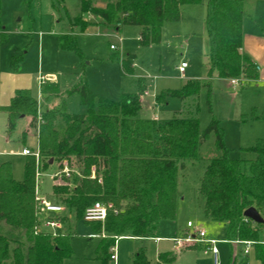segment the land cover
<instances>
[{
    "label": "trees",
    "instance_id": "16d2710c",
    "mask_svg": "<svg viewBox=\"0 0 264 264\" xmlns=\"http://www.w3.org/2000/svg\"><path fill=\"white\" fill-rule=\"evenodd\" d=\"M32 0H30L31 2ZM59 5L65 0H55ZM82 0L80 15L71 20L80 32H86L93 22L84 16L92 15L105 26L118 30L123 26L140 27L142 46L159 44L165 23L179 22L184 6H206V32L209 40L206 81L188 80L179 89L168 90L157 97V102L170 99L185 101L208 89L212 80L257 81L259 69L244 53L243 23L247 14L245 0ZM0 0V40L7 41L3 32ZM61 50L83 56L73 35L59 38ZM135 55L122 61L125 74L134 73ZM22 55L12 57V70L19 72ZM78 93L87 112L82 115L67 113L66 102L40 112L39 102L28 89L17 90L10 105L0 106V112L14 117L34 119L33 128L39 130L41 160L26 156L24 178H14L10 162L0 164V221L23 232L28 238L11 239L0 234V264H67L74 251L72 234L53 237L35 234L37 226V172H47L55 164H77L78 174L65 186H54L59 203L79 220L86 210L101 202L112 204L107 219L90 224L93 235L100 237L96 258L109 264L117 239L124 237L147 239L162 221H175L179 212V173L185 163L199 157L202 145L215 135L219 157L211 160L201 181L205 218L227 226V240L253 242L257 257L264 264V244L260 236L264 222L255 223L245 217L254 208L264 220V141L254 147L242 148L245 157L231 158L224 142L220 122L213 119L205 130L198 119L173 118L167 122L139 118L141 96L145 93L140 83L139 94H123L119 101L99 97L86 83L74 87L68 94ZM210 102V101H209ZM41 120V123H39ZM61 123L65 135L59 133ZM40 126V127H39ZM51 160H54L51 163ZM94 169V173H93ZM27 243H25V239ZM175 256L162 255L164 263H172ZM131 264H153L142 250Z\"/></svg>",
    "mask_w": 264,
    "mask_h": 264
},
{
    "label": "rangeland",
    "instance_id": "374dc122",
    "mask_svg": "<svg viewBox=\"0 0 264 264\" xmlns=\"http://www.w3.org/2000/svg\"><path fill=\"white\" fill-rule=\"evenodd\" d=\"M56 2L1 0L3 32L7 41L0 40V74L4 78L6 74H18L17 83L32 91L43 110L53 107L57 97H63L68 114L82 115L87 109L80 94H66L67 90L86 83L89 90L97 96L119 101L123 94H139L142 80L147 83L151 93L149 96L145 93L141 96L143 108L139 118L149 120L156 117L162 123L176 117L198 119L203 130L209 127L213 119H217L233 159L245 157L240 151L242 148L254 147L259 140L264 141V76H261L260 71L257 81L249 83L243 78H237L240 85L243 84L241 87H229L223 79L215 78L212 80L211 95L208 94V89H204L200 95L185 101L172 99L168 105H157V97L163 92L179 89L188 80L206 81L204 63L208 60L209 40L202 5L184 6L179 22L164 24L161 43L142 46L139 41L140 27H121L117 31L113 26L102 25L98 18L85 15L87 21L95 19L99 22H93L82 33L71 23L72 19L80 15L82 0H65L62 5ZM94 4L98 7L105 6L101 0H95ZM245 11L244 37L248 40L255 39L251 42L249 56L258 69H261L264 67V57H261L264 56V0H245ZM65 34L76 37L82 57L73 51L60 49L59 38ZM112 45L117 49H111ZM258 45L263 50L258 49ZM15 55L24 57L19 72L12 70L11 62ZM128 55L136 56L132 74H125L122 70V61ZM183 63L187 65L185 74L179 71V66ZM41 74L48 79L46 85L38 84ZM7 121L6 115L0 112V164L10 162L14 178L22 181L26 157L17 153L24 148L40 153L39 130L36 133L38 138L28 135L23 139L22 133L28 120L18 119L12 130L7 126ZM58 128L63 138L65 132L60 122ZM215 141V135H211L202 145L198 159L186 162L180 170L178 218L175 221H162L152 235L161 237L163 242L156 245L152 240L122 238L117 244V264H131L132 255L142 247L146 248L153 262L160 250L167 251L171 248L174 253L172 255L178 257L171 264H214L212 255L206 251L207 244L203 243L202 249L183 253L175 245L174 240L179 237L180 230L188 229L189 221L195 226H202L209 232L211 239L220 242L216 264H261L253 255L250 258L243 254L244 245L226 241L224 225L209 222L205 218L204 197L200 193V186L211 160L219 157ZM35 159L38 165L41 155L39 159ZM65 166L62 169L57 163L47 172H37L39 195L57 205L61 204H58L59 197L54 194L53 187L67 185L78 174L76 162L69 165L68 172L64 171ZM55 182L58 184L55 185ZM62 218L65 234H72L71 246L74 251L67 264H102L96 258L100 240L92 238L90 224L84 219L79 220L66 207ZM0 234L11 239L19 236L28 238L3 221H0ZM260 242L264 243V232L260 236ZM25 243L28 244L26 239ZM199 244L201 243L194 245ZM109 264L115 263L110 261Z\"/></svg>",
    "mask_w": 264,
    "mask_h": 264
},
{
    "label": "crops",
    "instance_id": "0c3cea01",
    "mask_svg": "<svg viewBox=\"0 0 264 264\" xmlns=\"http://www.w3.org/2000/svg\"><path fill=\"white\" fill-rule=\"evenodd\" d=\"M202 6H203V10H204V15H205V19H206V6H205V4H201ZM200 5V6H201ZM192 6H195V5H192ZM196 6H199V5H196ZM183 10V9H182ZM90 16H92V15H90ZM93 17V16H92ZM181 17H182V14H181ZM93 19V18H92ZM94 21H91V22H99V21H96L95 19H93ZM100 24V23H99ZM98 24V25H99ZM123 27H129V26H123ZM120 29L121 28H119L117 31H120ZM141 34V30H140V32H139V35ZM66 35V34H65ZM69 35H73V34H69ZM74 36V35H73ZM75 37V36H74ZM139 39H140V37H139ZM255 40V39H254ZM254 40H248V39H246L245 37H244V42H243V51H244V53L245 54H247L248 56L250 55V46H251V42L252 41H254ZM263 45V44H262ZM41 49V48H40ZM258 49H260V50H263L259 45H258ZM209 50H210V48H209V43H208V53H207V55L209 54ZM259 50V51H260ZM264 53V52H263ZM250 57V56H249ZM261 57H264V56H261ZM260 58V57H259ZM207 62H208V60H206L205 61V65L207 64ZM261 63V62H260ZM262 64V63H261ZM263 64H264V59H263ZM136 66V65H135ZM135 66H134V69H135ZM180 67V66H179ZM187 69V68H186ZM187 71V70H186ZM186 71L184 72V73H182V74H185L186 73ZM259 71H260V74H261V76L263 77L264 76V67H262L261 69H259ZM41 76H44L43 74H41L40 75V77ZM205 76V75H204ZM6 77H7V79H6ZM18 74H6V76H5V78H4V76L2 75V74H0V106L1 107H6V106H8V105H10V103H11V101H12V99L14 98V96H15V93H16V91L17 90H21V89H27L25 86H21V85H19L18 83H17V80H18ZM205 78V77H204ZM192 80H195V79H192ZM224 81H226L227 83H228V85H229V87H233V88H237V87H241V86H243V84L242 85H239V86H236V85H234V84H232V82H231V80H224ZM249 83L250 82H253V81H248ZM140 83H141V85H142V87H144V90H145V93L148 91L149 92V90H148V86H147V83L146 82H144V81H140ZM38 84H39V78H38ZM46 85V84H45ZM244 85H246V84H244ZM28 90H30V89H28ZM70 90H72V89H70ZM70 90H67L66 91V94H68V92L70 91ZM151 93V92H150ZM48 99H46V101H47ZM143 100V98H141V101ZM172 99H170L169 101H171ZM63 101V97H61V99H59L58 97H57V102L55 103V104H53L54 106L53 107H49V109H47L46 111H48V110H52L53 108H56L57 106H59L60 104H61V102ZM169 101L168 102H166V103H159V102H157V105L159 106V105H162V104H169ZM39 106H40V112L41 113H43V112H46L45 110H43V108H42V105H40V103H39ZM67 106V105H66ZM142 108H143V101H142ZM5 114V113H4ZM6 115V117H7V126H10V128H11V130H12V128L13 129H15V123L17 122V120L18 119H25L26 121L28 120V124H27V126H26V128H25V130L23 131V135H22V137H23V139H26L27 137H28V135H33V136H36L37 138H38V134H36L37 133V129L36 128H33V122H34V119L33 118H30V117H24V116H21V117H14V116H12V115H8V114H5ZM151 120H157V118L156 117H154V118H152ZM158 121H160V120H158ZM33 131V132H32ZM39 141V140H38ZM25 149H29V148H24L21 152H18L17 153V155H19V156H23V157H26L25 155H23L22 153H23V151L25 150ZM30 150V149H29ZM31 151H33V150H31ZM34 152V151H33ZM66 165V164H65ZM64 165V166H65ZM177 218H178V216H177ZM207 221H209V222H213V223H218V224H222V225H224L225 226V229H226V241L227 242H230V243H235V244H241V245H244L245 246V249H244V252H243V254H245L246 256H250V258H251V255H253L258 261H260L259 259H258V257H257V250H256V245H255V243L250 247V249H248V246L245 244V242H241V241H236V240H232V241H230V240H227V226L224 224V223H219V222H214V221H211V220H208V219H206ZM190 222V221H189ZM188 222V223H189ZM161 223V222H160ZM159 223V224H160ZM188 223H187V228L188 229H183V230H180L181 232L179 233L180 235H179V237L178 238H184V237H187L188 235H194L195 234V232H196V230L194 229V228H190L189 226H188ZM193 225H194V227H196V228H199V229H203V230H205L202 226H195V224L193 223ZM158 227V226H157ZM157 230V229H156ZM206 232H207V237H206V239L207 240H215V239H211L210 238V236H209V232L207 231V230H205ZM156 232V231H155ZM91 236H92V238L94 239V235L93 234H91ZM96 238H98V239H100V237H96ZM124 238H129V237H124ZM122 239V238H121ZM121 239H119V241L121 240ZM132 239H135V240H140V241H148V240H152L156 245H159L161 242H163V240H162V238L161 237H159V236H151L150 238H147V239H136V238H132ZM118 241V242H119ZM217 241V240H216ZM220 242L218 241V243H217V245H216V247H217V249H218V244H219ZM202 244L203 243H201V244H199V245H193V246H191V247H183V248H178V249H180V252L181 253H183V252H186V251H188V250H199V249H202L201 248V246H202ZM205 245L207 244V243H204ZM261 244H264V243H261ZM211 248H212V246L211 245H209V244H207V250L206 251H208L211 255H212V257H213V260H214V264H216L217 263V261H218V255H219V251H218V255L217 256H215L213 253H212V251H211ZM142 250H144L146 253H147V250H146V248H144V247H142V248H140L137 252H135L133 255H132V258H131V262H132V259L134 258V256L137 254V253H139L140 251H142ZM247 250H249V252L248 253H246V251ZM172 254H174L173 253V250L170 248V250H167V251H162V250H160V252L158 253V256H157V259H156V261L155 262H153L152 260H151V262L153 263V264H167V263H164V262H162V260H161V256L162 255H168V256H175L176 258H175V260H174V262L178 259V257L176 256V255H172ZM148 255V254H147ZM149 257V256H148ZM232 262V259L230 260V263ZM261 262V261H260ZM173 263V262H172ZM119 264H120V262H119ZM168 264H171V263H168ZM261 264H262V262H261Z\"/></svg>",
    "mask_w": 264,
    "mask_h": 264
},
{
    "label": "built area",
    "instance_id": "2783aa9c",
    "mask_svg": "<svg viewBox=\"0 0 264 264\" xmlns=\"http://www.w3.org/2000/svg\"><path fill=\"white\" fill-rule=\"evenodd\" d=\"M111 49L116 50V46L112 45ZM187 65L185 63L181 64L179 67L180 73H184L186 71ZM48 79L45 76L39 77V85L42 86L45 84V82ZM232 84L239 86L240 81L238 80H231ZM146 96L150 95V92L145 93ZM25 156H35L37 159L40 157L39 152H33L29 149H25L22 153ZM68 167L69 165L66 163L65 170L68 172ZM39 172V170H38ZM39 176V174H38ZM55 185L58 183H54ZM36 200H37V226L35 228V234L39 235L41 233H46L50 234L53 237H58L60 235H65L64 231V223H63V218L62 214L64 212V207L63 205H57L55 203L50 202L47 200L46 197L40 196L39 195V188L37 186L36 190ZM110 210H115L114 205L108 204L104 205L101 202H96L92 206H90L84 215V221L85 222H102L104 223L107 219L108 212ZM188 226L190 228H194L196 230L194 235H188L187 237L184 238H177L174 240V243L177 247L183 248V247H191L195 243H207L212 246L211 251L212 253L217 256L218 255V249L216 247L218 241L216 240H207V232L203 229H199L194 227L192 222L188 223ZM95 236V235H94ZM97 237V236H95ZM119 239H117V242L115 246L112 248V257L111 260L115 264H117L118 260V255H117V244H118ZM245 244L248 246V249L254 244L253 242H245ZM249 250L246 251L248 253Z\"/></svg>",
    "mask_w": 264,
    "mask_h": 264
},
{
    "label": "water",
    "instance_id": "95a60500",
    "mask_svg": "<svg viewBox=\"0 0 264 264\" xmlns=\"http://www.w3.org/2000/svg\"><path fill=\"white\" fill-rule=\"evenodd\" d=\"M53 162V161H51ZM245 217L252 220L255 223L261 224L264 222L263 218L261 215L257 212L256 209L250 208L245 212Z\"/></svg>",
    "mask_w": 264,
    "mask_h": 264
}]
</instances>
